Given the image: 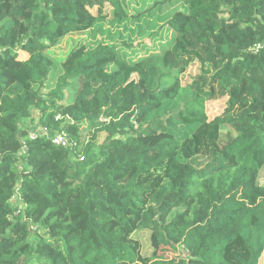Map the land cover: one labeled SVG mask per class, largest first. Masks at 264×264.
Segmentation results:
<instances>
[{
  "label": "trees",
  "instance_id": "obj_1",
  "mask_svg": "<svg viewBox=\"0 0 264 264\" xmlns=\"http://www.w3.org/2000/svg\"><path fill=\"white\" fill-rule=\"evenodd\" d=\"M106 24L130 34L106 42ZM263 254L264 0H0V264Z\"/></svg>",
  "mask_w": 264,
  "mask_h": 264
},
{
  "label": "rangeland",
  "instance_id": "obj_2",
  "mask_svg": "<svg viewBox=\"0 0 264 264\" xmlns=\"http://www.w3.org/2000/svg\"><path fill=\"white\" fill-rule=\"evenodd\" d=\"M143 1H148V0H131V3L133 5V8L139 7L141 6ZM130 12H132V10H130ZM100 25V24H99ZM161 26V22H158V26L157 28H159ZM97 31V37L102 39V40H106L105 37L106 36H110L111 40L110 42H116L117 40H120V34L122 35L121 40L126 39V34H130V32L128 30H122V27H114V26H110V25H105L104 29L99 31V29H96ZM90 42V41H94L89 39V37H87V34L76 37V36H72L69 39L65 40V42H63L55 51L56 55H54V57L58 60L61 61L66 53L67 50L69 51L79 40L81 39H86ZM108 38V37H107ZM134 38V37H132ZM99 39V40H100ZM133 42L135 43L134 46H136L137 44H139L137 39H133ZM148 41H145V43H147ZM165 42V39L163 38L162 43ZM158 44L157 42L155 43H150L149 48H155L158 50ZM198 73V67L196 64H191L184 77H183V83L185 82H189L192 78H194V76H196ZM92 91H89L88 89L85 91L86 95L91 94ZM36 104V98L32 97L30 99V101L27 103L25 111H26V115H29V111L32 109V107ZM233 106V105H232ZM232 106L231 104H229L225 99L223 100H218V101H212L211 103H208L207 105V114L209 115L210 119L212 120H218L220 123L225 122L228 119L229 115H223V113H225V110L228 112H231L232 110ZM75 108V105H72L69 107V111L73 112ZM29 123V120H28ZM34 126L32 125V128ZM231 128L225 123V128L223 130V133H225L226 131H230ZM231 132V131H230ZM134 238H138L141 245H142V252L144 254H149L150 250H149V245H148V233L147 232H138L134 234ZM172 256V255H171ZM259 264H264V254L262 255L261 259H260V263Z\"/></svg>",
  "mask_w": 264,
  "mask_h": 264
},
{
  "label": "built area",
  "instance_id": "obj_3",
  "mask_svg": "<svg viewBox=\"0 0 264 264\" xmlns=\"http://www.w3.org/2000/svg\"><path fill=\"white\" fill-rule=\"evenodd\" d=\"M258 49V47H257ZM56 119H59V116H56ZM40 134L41 132L38 131ZM37 136V133L31 132L29 134V138L33 139ZM52 144L56 145V146H62V147H66L68 145V141L67 138L63 135V134H56L52 139H51ZM12 200H15V197L12 198ZM16 206L18 208L16 215L19 214L20 209H22V205L20 203H16Z\"/></svg>",
  "mask_w": 264,
  "mask_h": 264
}]
</instances>
